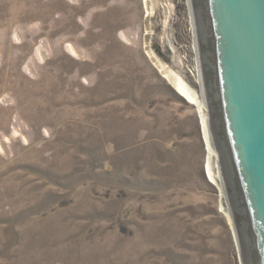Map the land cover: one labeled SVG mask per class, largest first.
<instances>
[{
    "label": "rangeland",
    "instance_id": "rangeland-1",
    "mask_svg": "<svg viewBox=\"0 0 264 264\" xmlns=\"http://www.w3.org/2000/svg\"><path fill=\"white\" fill-rule=\"evenodd\" d=\"M196 42L191 0H0V264H242Z\"/></svg>",
    "mask_w": 264,
    "mask_h": 264
},
{
    "label": "water",
    "instance_id": "water-1",
    "mask_svg": "<svg viewBox=\"0 0 264 264\" xmlns=\"http://www.w3.org/2000/svg\"><path fill=\"white\" fill-rule=\"evenodd\" d=\"M208 128L242 264H264V0H191Z\"/></svg>",
    "mask_w": 264,
    "mask_h": 264
},
{
    "label": "bare ground",
    "instance_id": "bare-ground-1",
    "mask_svg": "<svg viewBox=\"0 0 264 264\" xmlns=\"http://www.w3.org/2000/svg\"><path fill=\"white\" fill-rule=\"evenodd\" d=\"M196 43H197V48H198V52H199L198 42H196ZM200 71H202L201 67H200ZM165 72L167 73L169 78L174 80V82H175V84L177 86V89L182 94L186 95L191 101H193L194 103L197 104V106L199 108V111H200V113L202 114V117H203V123H204V127H205L207 141H208V148H209V161H208L209 170L208 171L210 172V175H211L213 181H216V178L221 180L220 179V177L222 178L221 171L219 170L218 173H217V172H214V170H213L214 169V165L216 163H219V162H218V159H217L216 149H215V147H214V145L212 143V139H211V136L209 134L208 115H207V110L208 109H207L205 94L203 93V95L200 96V94H198V92L194 88H192L185 80H183L178 74L173 73L171 70L169 72L168 69H166ZM219 167H220V165H219ZM222 185H223V182H222ZM224 190H225V188H224ZM231 218H232V216H231Z\"/></svg>",
    "mask_w": 264,
    "mask_h": 264
}]
</instances>
